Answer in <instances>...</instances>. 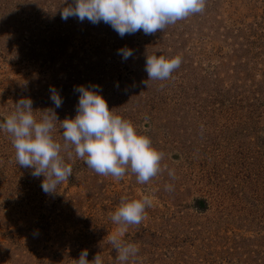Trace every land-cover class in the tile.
Masks as SVG:
<instances>
[{"label":"rangeland","instance_id":"obj_1","mask_svg":"<svg viewBox=\"0 0 264 264\" xmlns=\"http://www.w3.org/2000/svg\"><path fill=\"white\" fill-rule=\"evenodd\" d=\"M72 3L0 0V123L21 98L38 120L53 109L51 135L72 167L46 194L44 177L18 165L0 131V264H75L83 250L89 262L99 254L121 264L108 242L118 228L110 214L121 197L145 194L147 218L121 238L139 251L124 264H264V0H205L203 12L164 30L122 38L103 22L61 19ZM124 47L133 50L127 60ZM152 55L181 64L148 80ZM81 85L99 86L109 109L164 154L148 183L130 170L119 181L99 175L63 147L59 121L77 115Z\"/></svg>","mask_w":264,"mask_h":264},{"label":"clouds","instance_id":"obj_2","mask_svg":"<svg viewBox=\"0 0 264 264\" xmlns=\"http://www.w3.org/2000/svg\"><path fill=\"white\" fill-rule=\"evenodd\" d=\"M204 7L205 0H73L62 9L61 19L66 21L69 17H76L81 22L85 19L92 24L103 22L122 38L139 31L146 35L154 34L191 14L203 12ZM118 54L127 60L133 56V50L124 47L118 50ZM180 64L178 56L170 59L163 55L147 56L145 71L148 80L167 79ZM49 91L55 107H61L63 100L57 90L50 87ZM74 91L80 94L77 115L59 121L65 141L63 147L73 146L76 157L87 167L117 181L130 170L138 183L146 184L162 171L164 154L152 146L149 137L138 134L131 121L109 109L106 99L99 94V86L81 85L74 87ZM32 103L30 98L18 100L14 112L0 123V131L11 136L18 165L33 169L31 175L34 177L42 175V190L46 194L55 193L57 186L72 175V167L60 155L62 145L51 135L58 121L55 111H41L38 120ZM168 175L175 179L174 170H169ZM165 190L173 191V185L166 184ZM152 204V198L147 194L140 199L121 197L120 205L110 214L111 221L118 228L109 236L108 242L116 250V259L121 264L135 257L139 251L135 244L126 243L121 238L128 226H139L147 218L146 208ZM87 256V250L81 251L75 264H103L101 255H95L91 262Z\"/></svg>","mask_w":264,"mask_h":264}]
</instances>
